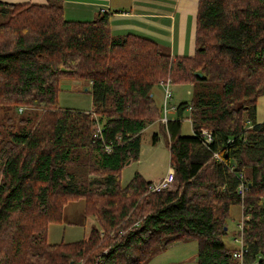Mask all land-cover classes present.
Wrapping results in <instances>:
<instances>
[{
    "label": "trees",
    "instance_id": "16d2710c",
    "mask_svg": "<svg viewBox=\"0 0 264 264\" xmlns=\"http://www.w3.org/2000/svg\"><path fill=\"white\" fill-rule=\"evenodd\" d=\"M108 18L66 20L61 0L0 2V107L30 114L17 129L0 125V264H147L193 240L197 264H239L223 238L230 208L241 204L249 216L243 263L252 264L264 250V122H256L264 0H199L192 57H173L146 37H112ZM67 79L89 83L91 111L58 105L59 82ZM168 81L191 85V103L169 107V85V102L158 109L152 89ZM184 113L191 136L181 135ZM157 121L177 189L151 192L154 183L138 172L121 187L142 131ZM75 201L83 202V222L67 223L84 227L91 219L86 237L48 243V226L63 222Z\"/></svg>",
    "mask_w": 264,
    "mask_h": 264
},
{
    "label": "rangeland",
    "instance_id": "374dc122",
    "mask_svg": "<svg viewBox=\"0 0 264 264\" xmlns=\"http://www.w3.org/2000/svg\"><path fill=\"white\" fill-rule=\"evenodd\" d=\"M21 5V4H17ZM196 38V31H195ZM195 52V49H194ZM172 101L169 107L179 105L180 103H191L193 98V87L189 84H171ZM90 87L87 82L83 84L79 80L67 79L61 80L58 86V93L56 96L57 103L61 108L80 110L89 112L92 110V101L89 93ZM152 97L155 106L162 110L163 107V88L158 84L152 89ZM23 109V112L17 113L12 107H0V125L1 131L7 129L8 121L12 129H17L21 120H25L30 114ZM25 112V113H24ZM20 114V115H19ZM173 118V114H170ZM184 119L188 118L187 113L183 115ZM188 119L183 120L181 126V135L191 136L192 130ZM256 122H264V96H260L256 100ZM101 126V124H100ZM94 128L99 129L96 125ZM165 129L161 121H157L150 126H147L140 135V153L138 160L134 162L127 161L126 166L122 169L120 174L121 187L127 185L134 173L138 172L142 177L153 183L159 182L169 172V150L167 148V137L163 130ZM10 132V130H8ZM157 134V142L153 143V135ZM71 171H80L78 166H71ZM93 174L86 177L94 178ZM177 189L176 179L170 186L167 192H174ZM82 201H75L66 204L64 207L63 222L50 224L48 226L47 242L48 243H70L82 240L86 237L89 228L90 220L88 219L84 227L72 226L68 223L83 222L82 215ZM241 215L239 205L232 206L229 210L227 223V233L223 238V242L228 249H235L237 244L234 243V238L237 232V221ZM68 222V223H67ZM93 223V222H92ZM91 223V224H92ZM198 242L193 240L189 242H178L170 245L166 251L158 253L147 264H197Z\"/></svg>",
    "mask_w": 264,
    "mask_h": 264
},
{
    "label": "crops",
    "instance_id": "0c3cea01",
    "mask_svg": "<svg viewBox=\"0 0 264 264\" xmlns=\"http://www.w3.org/2000/svg\"><path fill=\"white\" fill-rule=\"evenodd\" d=\"M0 2L42 6L46 5L47 0H0ZM61 2L66 20L91 22L98 16L107 14L112 37L134 34L154 40L173 57L194 55L199 0H61Z\"/></svg>",
    "mask_w": 264,
    "mask_h": 264
},
{
    "label": "built area",
    "instance_id": "2783aa9c",
    "mask_svg": "<svg viewBox=\"0 0 264 264\" xmlns=\"http://www.w3.org/2000/svg\"><path fill=\"white\" fill-rule=\"evenodd\" d=\"M169 81L166 83H163L162 86L164 88V93H163V100L164 102H169L168 100L170 99L171 93L169 90ZM167 114V112H166ZM165 116L162 118V122H166L167 121V117ZM99 129L94 128L95 130V136H99L102 132L101 127L99 125H96ZM201 138H202V143L207 146L211 144L212 141V136L210 134V132H208L207 130L203 129L201 131ZM107 151L110 150V148H106ZM213 158H215L218 161H221L219 158L218 154H213ZM244 177L242 175H240V179H239V184L236 188V193L237 195L243 200L244 196H245V192L247 190V185L246 183H244L243 181ZM175 180V175L172 169H169V172L167 173V175L159 182L154 183L152 185L149 186V191L151 192H159V191H164V190H168L170 188V186L174 183ZM240 210H241V215L239 218V221L237 223V234L234 238V243L237 244V247L234 249L232 256L233 258L237 259L239 261V264H244L243 263V257L244 255H246L248 253V251H246V249L243 246L242 243V230H243V226L245 221H247L249 219V216L247 214L244 213V209H243V205H240ZM252 264H264V250L261 251V253L256 257V260L252 263Z\"/></svg>",
    "mask_w": 264,
    "mask_h": 264
},
{
    "label": "water",
    "instance_id": "95a60500",
    "mask_svg": "<svg viewBox=\"0 0 264 264\" xmlns=\"http://www.w3.org/2000/svg\"><path fill=\"white\" fill-rule=\"evenodd\" d=\"M197 77H200V74H196Z\"/></svg>",
    "mask_w": 264,
    "mask_h": 264
},
{
    "label": "clouds",
    "instance_id": "9594fccd",
    "mask_svg": "<svg viewBox=\"0 0 264 264\" xmlns=\"http://www.w3.org/2000/svg\"><path fill=\"white\" fill-rule=\"evenodd\" d=\"M249 186V185H248Z\"/></svg>",
    "mask_w": 264,
    "mask_h": 264
}]
</instances>
